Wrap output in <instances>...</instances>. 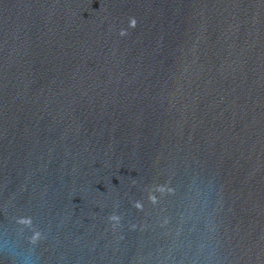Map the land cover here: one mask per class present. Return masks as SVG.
I'll list each match as a JSON object with an SVG mask.
<instances>
[{
    "label": "water",
    "instance_id": "water-1",
    "mask_svg": "<svg viewBox=\"0 0 264 264\" xmlns=\"http://www.w3.org/2000/svg\"><path fill=\"white\" fill-rule=\"evenodd\" d=\"M0 264H264V0H0Z\"/></svg>",
    "mask_w": 264,
    "mask_h": 264
},
{
    "label": "clouds",
    "instance_id": "clouds-1",
    "mask_svg": "<svg viewBox=\"0 0 264 264\" xmlns=\"http://www.w3.org/2000/svg\"><path fill=\"white\" fill-rule=\"evenodd\" d=\"M136 26H137V20L135 18H131L130 27L135 28ZM126 34H127L126 31L121 32V35H126ZM149 198L153 203H155V199H156L155 196L150 195ZM141 204L142 203L137 202L136 207L141 208ZM109 219L110 221L119 223L121 217L114 214V215H111ZM18 223L24 226H32L33 221L30 217H22V218H19ZM41 238H42V233L40 231H35L33 236L31 237V243L36 244L38 241L41 240Z\"/></svg>",
    "mask_w": 264,
    "mask_h": 264
}]
</instances>
